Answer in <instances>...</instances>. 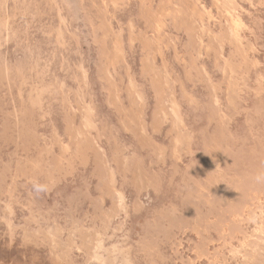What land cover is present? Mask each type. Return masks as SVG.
<instances>
[{
    "label": "rangeland",
    "instance_id": "1",
    "mask_svg": "<svg viewBox=\"0 0 264 264\" xmlns=\"http://www.w3.org/2000/svg\"><path fill=\"white\" fill-rule=\"evenodd\" d=\"M257 175L264 0H0V264H264Z\"/></svg>",
    "mask_w": 264,
    "mask_h": 264
},
{
    "label": "clouds",
    "instance_id": "2",
    "mask_svg": "<svg viewBox=\"0 0 264 264\" xmlns=\"http://www.w3.org/2000/svg\"><path fill=\"white\" fill-rule=\"evenodd\" d=\"M261 179H264V177H261L260 175H257L256 180L257 182H260ZM41 190L40 188H37V191Z\"/></svg>",
    "mask_w": 264,
    "mask_h": 264
}]
</instances>
